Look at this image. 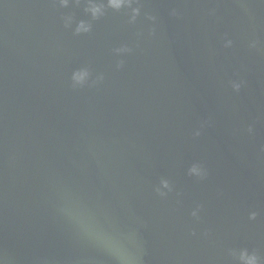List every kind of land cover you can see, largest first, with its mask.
<instances>
[{"label":"water","instance_id":"obj_1","mask_svg":"<svg viewBox=\"0 0 264 264\" xmlns=\"http://www.w3.org/2000/svg\"><path fill=\"white\" fill-rule=\"evenodd\" d=\"M244 251L264 264V0H0V264Z\"/></svg>","mask_w":264,"mask_h":264},{"label":"clouds","instance_id":"obj_2","mask_svg":"<svg viewBox=\"0 0 264 264\" xmlns=\"http://www.w3.org/2000/svg\"><path fill=\"white\" fill-rule=\"evenodd\" d=\"M67 3V0H65V4ZM132 3L133 0H108V6H110L111 8L114 9H120L122 7H132ZM102 9L103 6L102 5H91L90 7V11L92 12L93 16H99L102 14ZM139 15V8H135L133 9V16L132 19L133 21L135 20L136 16ZM89 30V26H86L83 22H81L79 28L77 29V31H88ZM87 72H78L75 74L74 79L77 82H83L84 79L87 76ZM237 88H239V85H237ZM193 173H197L199 174V169L197 167H193V169L191 170ZM164 186L168 187L167 182H164ZM255 218V213H253V219ZM240 259L241 261H243V264H258V257L255 255H249L247 253V251H244L240 254Z\"/></svg>","mask_w":264,"mask_h":264}]
</instances>
